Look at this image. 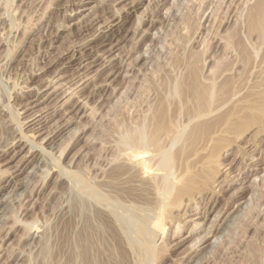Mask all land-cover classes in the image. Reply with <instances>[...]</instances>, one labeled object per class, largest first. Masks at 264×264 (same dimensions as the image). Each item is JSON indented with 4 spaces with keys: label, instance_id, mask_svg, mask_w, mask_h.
Wrapping results in <instances>:
<instances>
[{
    "label": "rangeland",
    "instance_id": "374dc122",
    "mask_svg": "<svg viewBox=\"0 0 264 264\" xmlns=\"http://www.w3.org/2000/svg\"><path fill=\"white\" fill-rule=\"evenodd\" d=\"M256 1L259 2L0 0V170L8 169L11 174L0 181V264H116L117 260L118 264L121 261L139 264V259L141 264H264V135L256 139L246 136L222 149L219 164L225 173L220 178L221 187L214 195L192 201V208L197 206L195 212L185 207L172 213L173 220L169 224L164 220L162 231L151 226L160 210L151 178L156 173L125 165L122 169L129 172L127 175L122 169L118 177L110 174L115 165L122 163L121 157L116 158V128L122 121L130 123L154 106L156 90L167 75H181L182 61L188 60L185 55L202 54L200 62L206 61V66L222 58L221 62H228L224 64L227 69H223V63L218 64L225 74L227 71V78L223 76L220 80L231 79L227 83L241 85L236 88L242 87L240 95L253 89L257 75L264 69V38L260 40L249 28L250 9ZM226 38L232 51L225 48ZM241 50L248 53L246 61L241 60L245 57ZM235 83L232 85L237 87ZM35 114L40 115L36 120L41 122L33 126L35 121L29 122V117L32 119ZM61 130L64 134L54 142H46ZM21 134L34 135L31 140L44 146V151L28 153L30 146L19 141ZM128 175L135 177L134 183L126 180ZM111 176H116V180ZM76 178L84 180L78 183ZM109 182V186L112 183L115 187L107 186ZM99 184L103 185L98 187ZM139 184L145 186L144 194L138 192L142 187ZM132 189L137 190V195ZM145 192L147 195L152 192L154 198ZM134 203L147 205L150 209L147 218H153V221L146 219L144 224L149 223L148 226L140 230L137 217L131 214L129 217L125 211ZM111 211L128 224L126 228L112 217L115 215ZM195 213L199 215L193 216ZM203 214L206 219H195ZM190 219L198 223L191 234ZM217 224L220 228L213 232ZM124 229L129 232L127 238L122 236L127 232ZM111 232L119 233L120 241L125 239L129 244L132 240L137 244L128 248L123 241L124 247L116 248ZM188 235L193 236L190 241L176 246L180 238ZM204 236L207 238L202 241ZM143 239L151 244L146 245ZM197 239L205 241L199 243L202 249L199 257L186 249L194 240L198 244ZM213 243L215 247L210 245ZM114 249H119V255ZM128 249L138 251L134 253L139 259L133 253L131 257ZM120 252L126 255L121 261ZM139 253L144 255L143 261ZM85 257H94L91 259L95 262Z\"/></svg>",
    "mask_w": 264,
    "mask_h": 264
},
{
    "label": "bare ground",
    "instance_id": "6f19581e",
    "mask_svg": "<svg viewBox=\"0 0 264 264\" xmlns=\"http://www.w3.org/2000/svg\"><path fill=\"white\" fill-rule=\"evenodd\" d=\"M246 2H248V1H245V3ZM237 3H238V0H237ZM236 5H238V4H236ZM254 5L255 6H253V7L251 6L252 8L250 9V10H252V12H251V14L249 16L250 17L249 28H250V31L253 33V35L256 34V36L258 38H260V40H261V38L262 39L264 38V1L263 0L262 1L259 0V2L256 1V4H254ZM246 6H248V5H246ZM233 7L235 8L236 6H233ZM240 7H242V5ZM240 7H238V8H240ZM228 8H229V6H228ZM248 8H250V7H248ZM218 9L219 8H217V11H218ZM243 9H245V8H243ZM239 11H240V9H239ZM234 13H236V12H234ZM241 14H242V12H241ZM247 16L248 15L246 14V17ZM238 19H239V17H238ZM252 33H250V34H252ZM207 35H208V33H207ZM230 35L231 34H229V36ZM229 36L227 35V38ZM205 37H207V36H205ZM213 38H214V36H213ZM221 38H219V39H221ZM227 38H226V41H225L226 42V45H225L226 47L225 48L227 50H229L230 49V44L227 43V40H228ZM219 39H218V41H219ZM229 39H230V37H229ZM206 41H207V39H206ZM230 41H231V39H230ZM221 42L223 43V41H221ZM244 50L243 51L241 50V51L244 52ZM222 51H225L226 52V50H222ZM229 51H232V49L229 50ZM225 52H223V53H225ZM193 53L195 55L192 54L190 56V53H189V56L188 57L185 55L186 59L188 58V60L187 61L184 60V63L182 61L183 71L181 72V75L180 76H173V75L169 76L170 75L169 74V75H167L168 77L166 76L167 78L164 77L165 78L164 82L161 81V82H163L162 84L159 83V84H161V86L160 87L158 86L159 88L156 90V94L157 95L154 94V96L156 95L157 99L155 100L154 97H153V99L155 100L154 106L152 104V107H150V108L148 107L149 108L148 110L146 108L147 111H142V114H143V112H147L146 114L140 115V116L138 115V118H136L134 121H132L130 123H127L126 121L125 122L122 121L120 124L118 123L119 124L118 125V128H116V129H118L117 130V134H115V135H117L116 145L118 146L117 147L118 150L116 149V152L118 151V154H117L116 158L119 159V157H121L122 159L121 158L120 159L122 160V163H119L118 166L115 165L114 170H112L113 173L111 172L110 174H114L116 176L119 175V172L122 171L125 168V165H130V167H132V168H139V170L141 172H147V173H149V172L153 173L154 172V173H156L153 177H151L152 178V181L154 182V191H155V194H156V197H157L156 199L160 203V210H159V212H158V214H157V216H156L153 224H151V226L153 225V228L156 231H162L163 230V228L165 227V221H166L167 224H169L173 220L172 213L174 214L175 212L181 210L182 208L184 209L185 207L188 208V211H189V209H193L192 208L193 205H191V202L192 201H194L195 199H201V198L206 197V196H209V195L210 196L211 195H214L216 193L215 192L216 189L219 188V187H221L222 180H220V178L225 173V172L223 173V169H222L223 166H222V164H219V162H220V160H219L220 157L219 156H223V155H220V154H222L221 153L222 152V149H225V147H227V145H228V147L229 146H232L233 142H236V141L239 142V140L240 141L242 140L241 138H245L246 136H250V138L253 139V137L254 138L255 137L257 138V136L264 135V69H263L264 68V63H263V67H262L263 70H261L262 72L259 75H257V77L255 79V82L256 83H255V86H253V89L250 88L251 90L249 92H247L244 95H240L239 92L242 91V89H241L242 87H239L240 88L239 90L236 89V88H238V86H241V85H237L234 82L237 85V87H236V86H233L232 85L234 83H232V84L227 83L231 79H228L229 81H226V80L224 81V79L223 80L222 79L220 80V78L223 77V76H225L227 78V75H226L227 74V71H226V74H225V70H222V67H223V69H225V68L227 69L226 66L228 65V62H226V61H225L226 63L221 62L220 61L222 59L221 58V59H218L217 60L218 62L216 61V63H214V64L211 63L210 66H208V64H210V63L207 61L208 63H207V66H206V61H203L202 64L200 62V58L202 57L201 56L202 54L199 53L200 56H201L200 57L197 53H195V52H193ZM225 54H227V53H225ZM242 54L245 57H243ZM242 54H241V56H242V59L241 60L243 61V58H244V61H246L247 58H248V56H247L248 53H245L244 52ZM232 55H234V54H232ZM241 56H239V58ZM249 57H250V55H249ZM242 61H241V63H243ZM259 62H262V61H259ZM218 63H223L222 64V67L220 66L221 64H218ZM200 64L202 65L201 67H200ZM224 64H227L225 66V68H224ZM260 64H262V63H260ZM234 65H235V63H234ZM256 74H258V73L256 72ZM234 81H236V80L234 79ZM242 84H244V83H242ZM242 86L244 87V85H242ZM137 90H139V89H137ZM158 90H159V92H157ZM135 92H136V90H135ZM39 99L40 98H38L37 101ZM136 101H138V100H136ZM139 101H140V99H139ZM31 104H32V102L29 103L28 105H31ZM143 104L146 105L145 103H143ZM26 105H27V103H26ZM133 105H135V104H133ZM136 107H138V106H136ZM31 108H32V106L29 109H31ZM29 109H27V110H29ZM133 116H135V115H133ZM37 117H40V115L36 116V114H35L34 116H32V119H31V117H29L30 118V121L29 122L35 121V123L33 124V126H35V125H37V124H39L41 122L40 119L39 120H36ZM61 134H64L63 133V130L59 131L56 134V137H54L53 139L52 138L47 139L46 142H48V141L54 142L56 140V138L59 137ZM26 135H23V134L19 135L20 136L19 141L27 142L29 144L30 147H29V149L27 151L28 153H31L32 154L33 150H38V149L40 151L43 150V147L44 146L41 147L40 146L41 145L40 143H34L31 140L34 135L33 136L32 135L31 136H26ZM46 136H48V135H46ZM71 136H72V134H71ZM46 138H48V137H46ZM43 140H45V138H43L40 141L43 142ZM103 144H104V142H103ZM103 144L101 146H103ZM109 144H111V142ZM234 144H236V143H234ZM111 146H113V145H111ZM49 149H51V148H49ZM226 149L229 150L230 148L229 149L226 148ZM102 150H103V148H102ZM106 150H108V149L106 148ZM114 150H115V148H114ZM30 151H32V152H30ZM112 153H114V152L112 151ZM3 154H5V152H3ZM98 155H100V154H98ZM113 155H116V154H113ZM102 159H104V158H102ZM103 161H105V160H103ZM111 161L113 162V159ZM122 167H124V168L122 169ZM86 170L88 171V169H86ZM101 170H102V168H101ZM8 171H9L8 169L0 170V176H2V177H0V178H2V179H0V181L1 180H5L7 178L6 177L4 179L5 175L6 174H9ZM105 171H106V169H105ZM123 171H125V173H126L125 175H127V173H129V172H126V169L123 170ZM137 171H135V172H137ZM108 173H109V171H108ZM136 174L134 176H136ZM9 175H11V174H9ZM121 175L123 176L124 173L121 174ZM116 176L115 177L114 176H111V177H113V179H115ZM80 177H82V176L80 175ZM84 177H82V178H84ZM111 177H109V179ZM127 177H129V178H126V180H129L130 179L129 182L132 181V178H133L132 176H131V178H130L129 175ZM151 178L149 177V179H151ZM113 179H111V180H113ZM82 180H84V179H81L80 180L79 178H76V182H78V183H81ZM85 180H86V178H85ZM118 180H119V178H118ZM223 181L225 182V180H223ZM121 182H123L125 184L124 181H121ZM138 182L135 181L136 184ZM153 182H152V184H153ZM86 184L84 186H86ZM92 184H93V182H92ZM109 184H110V182L107 184V186H109ZM121 184L122 183L118 184V186L121 185ZM143 184H145V181L143 182ZM143 184H141L142 187L139 184L140 187H141V190L138 191V192L141 193V194L144 192V191L142 192L143 187H145V186H143ZM102 185L99 184L98 187H100ZM115 185H117V184H115ZM139 185H138V187H139ZM111 186L113 188L115 187V186L112 185V183H111V185L109 187H111ZM118 186H116V189H117ZM121 186H119V189H120ZM149 186H151V185H149ZM72 187H73V185H72ZM126 187H128V186L126 185ZM129 187H131V186H129ZM111 188H110V190H111ZM147 188L148 187H146V189ZM4 189H5V187H2V190H4ZM98 189H100V188H98ZM98 189H96V190H98ZM136 189L138 190L139 188H136ZM146 189L144 188V190L147 192ZM150 189H153V187L152 188L150 187ZM104 190H106V189H104ZM112 190H114V189H112ZM123 190H127V189H123ZM133 190H135V189H132V191ZM119 191H121V190H119ZM132 191H131V194H132ZM136 191H133V192L136 193ZM149 191H151V190H149ZM218 191H219V189H218ZM122 192L124 193V191H122ZM122 192H117V193H122ZM146 192H145V195H147ZM107 193L108 192H105V194H107ZM127 193L128 192H126V194ZM149 193H151L150 195H152V192H149ZM149 193H148V195H149ZM141 194H140V196H141ZM153 194H154V192H153ZM155 194H154V196H155ZM95 195H98V194H95ZM127 195H125V196H127ZM136 195H137V193H136ZM1 196H2V194L0 193V199H1ZM116 196L118 197L119 195H116ZM154 196L152 198H154ZM106 197H108V195ZM137 197L139 198V195ZM14 199H16V198H14ZM149 200H150V203H151V200L152 199H149ZM0 201L2 202V200H0ZM110 201L111 202H114V199H113V201H112V199ZM157 201H156V203H157ZM131 202H132V200H131ZM143 202L146 203V200H143ZM135 204H137V203H134L131 206L126 205L129 208L125 206L126 207V210L125 209L124 210L126 212H128V214L127 213H124V214L129 215V217H130V214H131V216H133V218H134V216L137 217V219L139 221V226H138V229L137 230H140V229H143L142 227L145 225L144 223L147 222V221H145L146 219L147 220H149V219L151 220L152 219V221H153V218H149V219L147 218L149 216V210H150V209H148L147 205H144L143 203H141L140 205L139 204L138 205H135ZM142 204L144 205V207L141 206ZM154 204L155 203L153 201V204L152 205H154ZM81 205H82V203H81ZM121 206L123 207V205H121ZM148 206H150L149 203H148ZM154 206H156V205H154ZM196 207H195V209H193L194 212L196 211ZM150 208L153 209V207H150ZM164 209H167V215L166 214L164 215ZM152 211L153 210H151V212ZM185 214H187V213H185ZM205 214H203V216H200V217L195 218V219H198V220L199 219L200 220L201 219H204L205 218ZM97 215H99V214H97ZM113 215H115V216H112V217L115 218L117 214H114L113 213ZM198 215H199L198 213H195L193 216H196L197 217ZM117 216H119V215H117ZM181 216H183V215H181ZM117 219H118V217H116V221H117ZM192 219H190V220L192 221ZM113 220H115V219H113ZM119 220H120V217H119L118 221ZM120 221L118 222L119 224H120ZM122 222L123 221H121V224L125 225V228H126V224L127 223L124 224V222L123 223ZM195 222L196 221H192L191 222V227H190V229H188V233L191 234V233L194 232V228L198 224V223H195ZM148 224L145 225V226H148ZM145 226H144V228H145ZM213 226H215V225H213ZM106 227H108V226H106ZM118 227H119V225H118ZM119 228H121V227H119ZM122 228H124V227H122ZM128 228H127V230H128ZM219 228L220 227L217 224L216 227H215V229L213 230V232H216V230H219ZM109 229H110V227H109ZM109 229H107V230L110 231L111 229L110 230ZM127 230L124 229V231H127ZM120 231H119V233H120ZM111 233H112L113 236L111 235ZM111 233L110 234L108 233V235H109V237L112 236L113 239H115L114 242H117V247L116 248H118V246H121L122 245L121 242H123L125 239L122 240V241H120L118 239L119 237L117 236V234L119 235V233H117V234L116 233L114 234L113 232H111ZM122 233H124V232H122ZM122 233H120V234H122ZM128 233L129 232L127 231L122 236L128 235ZM146 233L148 234L149 232H146ZM139 235H141V234H139ZM148 236L150 237L151 235L148 234ZM136 237H138V236H136ZM142 237L145 238V236H142ZM192 237H193L192 235H188V236H185L183 239L180 238L179 242L177 243L178 245H176V246H178V247L179 246H182L188 240L190 241ZM206 238L207 237L204 236V238H202V241L204 239H206ZM120 239H122V238H120ZM143 240L145 241V239H143ZM202 241H201V239H199L198 240V244L201 243V245H202L205 242L204 241L202 243ZM124 242H123V244H124ZM141 242H142V240H141ZM196 242L197 241H195V240L193 242H191V245L188 248H186V249H189L190 254L191 253H197L198 255L196 257H199L201 255V250L202 249H200V246H201L200 244L197 247L195 246L197 244ZM214 242H215V240H214ZM128 243L129 244L126 243L127 246L129 245L128 248L134 246V244H137V243H133L132 240L129 241ZM114 244L116 246V243H114ZM126 244H125V246H126ZM150 244L147 243L146 245H150ZM210 245L213 246L214 243L213 244H210ZM87 246L88 245H86L85 247L87 248ZM123 247L124 246H121V248H123ZM136 247H139V246H135V248ZM214 247H215V245H214ZM86 248H83V249L85 251H87ZM89 250H90V248L88 249V251ZM114 250H115V252L117 251V253L119 251V249L118 250L114 249ZM126 250H127V248H126ZM148 250H150V248H148ZM139 251H140V249H139ZM129 252H130V255H131V253H133L134 256H136L134 252H138V251L132 252V250H129L127 253L129 254ZM151 252H153V251H151ZM83 253H86V252H83ZM120 253L121 254H120L119 257L121 259H119V260L121 261L122 259L124 260V258H126L125 256L127 255V253H125V250L123 251V253H125L126 255L125 254H122V252H120ZM147 253H146V255H147ZM10 254H12V253H10ZM87 254H89V252ZM92 254H93V252H92ZM149 254H150V252L148 253V255ZM190 254L188 256H190ZM117 255H119V253ZM132 255H131V257H132ZM138 255H140V258L141 257L143 258V256H144V255L141 256L140 253ZM14 256H12L13 257L12 259H16V258H14ZM82 257H84V256H82ZM89 257L86 258V259L88 260V259H91L92 258V257L91 258H89ZM127 258L129 259V256ZM137 258H134V259L137 260ZM200 258H198V259H200ZM92 259H95V258L93 257ZM92 259H91V262L94 261ZM128 259H125V260H128ZM138 261H139V264H141L140 263V259ZM142 261H143V259H142ZM96 262H97V260H96ZM117 262L119 263L118 260L116 261V264H118ZM122 262L123 261H121L120 264H123L124 263V262L123 263ZM126 262H127V264L129 263L128 261H125V264H126ZM145 262H146V260H145ZM195 262H197V260ZM88 263L90 264V262H88ZM142 264H143V262H142Z\"/></svg>",
    "mask_w": 264,
    "mask_h": 264
}]
</instances>
